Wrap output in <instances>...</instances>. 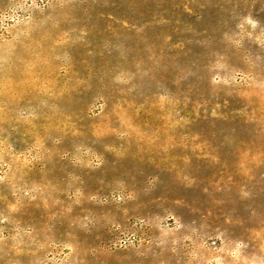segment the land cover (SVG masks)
Masks as SVG:
<instances>
[{
    "label": "rangeland",
    "instance_id": "obj_1",
    "mask_svg": "<svg viewBox=\"0 0 264 264\" xmlns=\"http://www.w3.org/2000/svg\"><path fill=\"white\" fill-rule=\"evenodd\" d=\"M0 264H264V0H0Z\"/></svg>",
    "mask_w": 264,
    "mask_h": 264
}]
</instances>
